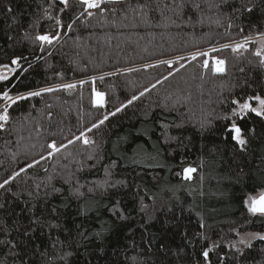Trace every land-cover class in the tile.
I'll return each mask as SVG.
<instances>
[{"label":"trees","instance_id":"16d2710c","mask_svg":"<svg viewBox=\"0 0 264 264\" xmlns=\"http://www.w3.org/2000/svg\"><path fill=\"white\" fill-rule=\"evenodd\" d=\"M101 9L88 17L77 0H0V64L20 56L27 69L0 89H56L17 101L0 129V183L24 169L0 189V241L15 245L0 243V264H203L205 248L212 264H264V240L233 246L238 233H264V216L245 204L264 190V117L232 116L233 100L264 95V65L256 44L210 52L224 73L211 60L202 67L209 57L190 59L264 32V0H107ZM56 33L50 45L35 40ZM93 88L106 94L103 108ZM116 108L87 133L94 143L75 140ZM53 140L67 147L49 157Z\"/></svg>","mask_w":264,"mask_h":264},{"label":"snow or ice","instance_id":"6c2138e0","mask_svg":"<svg viewBox=\"0 0 264 264\" xmlns=\"http://www.w3.org/2000/svg\"><path fill=\"white\" fill-rule=\"evenodd\" d=\"M65 7L69 6V0H62ZM78 4L81 6L82 11L79 13L80 16H92L93 15V9L97 11H101V4L103 3V0H77ZM147 5H141V8H145ZM179 7H183V5H179ZM194 7L199 8V5H194ZM9 12H11V8L8 9ZM247 11L251 12V9H247ZM66 27L71 29L72 25L69 24ZM243 32V29L240 30ZM60 34H39L35 37L36 41L42 42V44H52L54 41L59 40ZM251 44L258 45L254 51H251V54L254 57L259 58V63L261 65H264V32H257L256 37L253 38L252 36H244L243 39L236 43H229V44H223L221 45V49H217L215 47L211 48L210 51H200L191 54L190 59L196 60L197 56L199 57H209V59H203L202 67L209 68L210 63L209 60L212 61V71L214 73H224L226 71L225 65L226 61L224 59H219L215 56H210L211 53H215L222 49L231 48L233 52L241 53V52H248L250 51L249 46ZM43 50V48L41 49ZM26 59L24 57L16 56L14 58H11L9 63L0 64V81H10V77H14L16 79H19L18 70H22L24 72L27 71V69H22L21 66V60ZM177 60H182L183 57H177ZM159 63L164 64H173L175 61L173 60H165L160 61ZM184 65L181 64V67ZM31 67V65H29ZM145 67H152V65H146ZM169 75H171V72H169ZM94 79V78H93ZM103 79V77H101ZM167 79V77H165ZM80 84H84L85 81L81 80L79 82ZM157 83H160V81H157ZM58 87H62L65 89H72L75 88V84H63L59 85ZM154 88L155 85H152ZM55 88H43L40 91H30L26 95L19 94L13 97L10 95L9 89H0V101L3 103L0 104V129H3L5 125L10 121V108H12L13 105L17 103V101H22L27 99L28 97H35L40 96L44 92H53L55 91ZM145 92L148 91L146 88L144 90ZM93 92V106L98 108H103L105 106V93L96 91L95 88L92 89ZM141 96L144 95L143 92L140 93ZM138 99L137 96H133L131 100L128 101V104H131L134 100ZM232 104L235 105L232 109V116L243 118L249 113H255L257 116L264 117V95H249L246 99H236L232 101ZM255 105V106H254ZM124 105L121 106L123 108ZM121 108H116L115 112H111L106 114L103 119L99 120L96 123H93L91 127L86 128L84 131L80 132L78 136L75 137L76 141L82 140L85 145H88L90 143H94V141L90 140L87 136V133H90L93 131V129L99 128L106 120H108L109 116H114L116 113L121 111ZM226 119L228 117H225ZM229 134L231 135V138L235 140L241 147H243L247 141L243 137V132L241 127L235 122L230 121V127L228 128ZM74 143L73 140H68L67 144ZM66 144H57L55 140H53L50 144L47 145L48 148V156H52L53 153H58L61 148H66ZM45 159V157L42 155L41 160ZM34 163H39V161H34ZM28 167H32V165H28ZM24 169H20V172H23ZM184 177L185 179H191V174L196 171L195 168H185L184 170ZM20 172H15L11 176H9L8 179H5L3 183H0V189H4L7 185H9L10 181L14 180L17 176L20 175ZM245 204L247 205L248 211L252 215H260L264 216V190L260 191L257 195H251L248 197V199L245 201ZM32 223H39L38 220L32 221ZM25 236L29 235L28 232L24 233ZM259 237V239L264 240V235L260 234H253L252 239H255ZM0 243L4 244H11L13 247H15L14 244H12V241L4 240L0 241ZM240 244H246V241L244 239H241L239 241ZM246 246H251L250 243H248ZM213 247H216L215 243L213 244ZM239 251V249H237ZM201 257L203 260V264H212L211 260V249L205 248L201 252ZM197 264H200L199 261H197ZM220 264H224L223 258L220 259Z\"/></svg>","mask_w":264,"mask_h":264},{"label":"rangeland","instance_id":"374dc122","mask_svg":"<svg viewBox=\"0 0 264 264\" xmlns=\"http://www.w3.org/2000/svg\"><path fill=\"white\" fill-rule=\"evenodd\" d=\"M255 38V37H254ZM258 46V45H256ZM219 59H222V58H219ZM140 153H139V156H145V157H148L146 154H147V151L143 148L139 149ZM146 160H144V162L142 163H145ZM141 163V164H142ZM140 164V165H141ZM201 180L202 178L201 177H198L197 179L193 180L194 183L196 184H200L201 183ZM260 191L254 193V194H249L246 198V200L248 199L249 196L251 195H257ZM245 200V201H246ZM247 206V205H246ZM253 234H260V235H264V233H260V232H256V231H244V232H241V233H238L237 234V237L236 239L233 241V246L236 248V249H241L243 247H245L248 243H251L252 241H254L255 239H258L259 237L255 238V239H252V235ZM241 239H244L246 241V244H240L239 241Z\"/></svg>","mask_w":264,"mask_h":264},{"label":"water","instance_id":"95a60500","mask_svg":"<svg viewBox=\"0 0 264 264\" xmlns=\"http://www.w3.org/2000/svg\"><path fill=\"white\" fill-rule=\"evenodd\" d=\"M103 1H107V0H103ZM187 168H188V167H187ZM191 168H193V167H191ZM194 173H195V172H193V173L191 174V179H192ZM183 179H184V180H191V179H185V177H184V171H183Z\"/></svg>","mask_w":264,"mask_h":264}]
</instances>
